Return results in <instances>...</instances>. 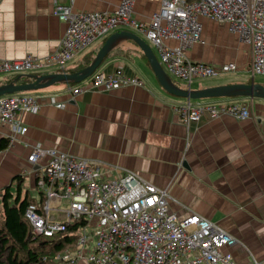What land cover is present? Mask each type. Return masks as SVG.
<instances>
[{
    "label": "crops",
    "instance_id": "obj_1",
    "mask_svg": "<svg viewBox=\"0 0 264 264\" xmlns=\"http://www.w3.org/2000/svg\"><path fill=\"white\" fill-rule=\"evenodd\" d=\"M121 1L76 0L73 10L113 12ZM159 7L157 0H138L135 16L149 21ZM202 22L203 42L189 48L187 57L218 66L236 63L240 71L219 79L196 81L191 87L174 77L172 83L192 91L246 83L242 74L251 61L250 47L240 42L228 25L208 19ZM66 30L67 24L54 12L53 0H0V59L45 58L59 49ZM105 42L79 56L66 73L78 72L93 62ZM119 68L143 84L108 92L88 89L74 95L71 89L87 83H61L34 93L41 108L38 113L20 116L28 129L26 133L15 134L10 125L0 123V142L15 139L0 151V196L3 198L7 187L16 196L20 183L22 198L28 196V179L36 189L38 172L27 158L41 145L85 159L101 167L111 179L126 172L138 174L169 192L173 199L171 210L179 218L198 214L236 238L238 244L227 251L238 264L263 261L264 99L191 100L245 103L252 115L246 120H212L207 116L187 128L176 107L189 99L166 92L139 46L127 38L116 42L99 71L112 73ZM28 75L34 74L0 76V87L14 82L30 83Z\"/></svg>",
    "mask_w": 264,
    "mask_h": 264
},
{
    "label": "built area",
    "instance_id": "obj_2",
    "mask_svg": "<svg viewBox=\"0 0 264 264\" xmlns=\"http://www.w3.org/2000/svg\"><path fill=\"white\" fill-rule=\"evenodd\" d=\"M75 1L53 0L56 16L67 24L59 49L45 58L0 59V76H41L53 74L52 70L66 73L79 56L121 31L145 39L157 50L166 73L189 87L196 81L239 72L236 63L218 66L187 57L189 48L203 42V19L228 25L230 32L251 49L245 72L264 75V0H157L160 7L146 22L135 16L138 0H122L115 11L104 13L74 12ZM84 83L85 87L71 89L72 94L143 84L122 68L112 73L98 70ZM34 93L0 97V123L10 125L15 134L26 133L20 116L38 113L41 108ZM51 102L56 103L54 99ZM176 113L187 128L207 116L212 120H246L252 115L245 103L191 100L177 106ZM14 142L12 138L9 144ZM27 162L38 172L36 189L42 195L40 206L34 202L25 211L35 236L55 239L68 232L69 225L81 222L84 225L78 231L89 226L96 230L94 248H89L84 233L75 250L68 248L70 241L63 253L56 254L64 264H238L227 251L238 244L236 238L198 214L179 218L171 210L169 192L134 172L111 179L101 167L85 159L41 145L33 149ZM64 199L69 201L66 208ZM251 264H264V260L255 259Z\"/></svg>",
    "mask_w": 264,
    "mask_h": 264
},
{
    "label": "water",
    "instance_id": "obj_3",
    "mask_svg": "<svg viewBox=\"0 0 264 264\" xmlns=\"http://www.w3.org/2000/svg\"><path fill=\"white\" fill-rule=\"evenodd\" d=\"M120 38H127L136 43L147 58L158 81L169 94L189 100H207L223 98L264 99V85L259 83H234L206 88L199 91L183 90L176 87L171 77L162 67L157 55L149 43L135 33L121 31L111 35L90 66L75 73H54L45 75H28L32 82L27 84L10 83L0 87V97L24 92H38L54 87L61 83H82L91 77L102 66L105 58L114 48Z\"/></svg>",
    "mask_w": 264,
    "mask_h": 264
},
{
    "label": "trees",
    "instance_id": "obj_4",
    "mask_svg": "<svg viewBox=\"0 0 264 264\" xmlns=\"http://www.w3.org/2000/svg\"><path fill=\"white\" fill-rule=\"evenodd\" d=\"M91 64L92 62L83 69ZM8 145V140H1L0 151L5 150ZM21 194V183L16 196L10 187L5 188L0 207V264H64L57 260L56 254L64 250L71 237L66 236L57 241L35 236L32 226L25 217L27 207L34 202L28 196L22 198ZM82 225L83 222L69 225L68 232L78 231Z\"/></svg>",
    "mask_w": 264,
    "mask_h": 264
},
{
    "label": "rangeland",
    "instance_id": "obj_5",
    "mask_svg": "<svg viewBox=\"0 0 264 264\" xmlns=\"http://www.w3.org/2000/svg\"><path fill=\"white\" fill-rule=\"evenodd\" d=\"M102 42H104V41H102ZM102 42H100V43H102ZM152 49H154L156 54H158V52L155 48H152ZM158 57H159V54H158ZM228 75H230V74L224 75L222 77H225ZM242 75H243L242 78L244 80H246L248 83L254 82V83H259V84L264 85V75L255 74L253 76V74L246 73V72ZM222 77H219V78H222ZM219 78H217V79H219ZM223 99H233V98H223ZM216 100H219V99H216ZM25 187L28 190L29 199L34 201L36 204H38L40 206V201H41V196H42L41 190H37V189L33 188L32 180H30V179H28V181H26ZM68 204H69V201L64 199L63 207L66 208L68 206ZM0 207H2V196H0ZM0 210H1V208H0ZM84 233L86 234V236L89 240V244H90L89 248H94L96 245V230L94 228H91L90 226L86 228V231L80 230V231H73V232H66L63 234H59L58 236L55 237V240L59 241V240L64 239L66 236H70L72 242H71V244L68 245V248L75 250V248L78 245L80 238H82L84 236ZM42 239L47 240L45 238H42ZM81 248H82V246H81ZM61 253H63V251Z\"/></svg>",
    "mask_w": 264,
    "mask_h": 264
}]
</instances>
